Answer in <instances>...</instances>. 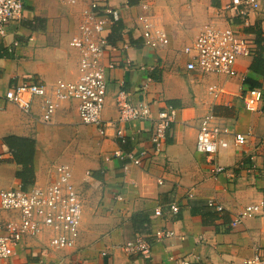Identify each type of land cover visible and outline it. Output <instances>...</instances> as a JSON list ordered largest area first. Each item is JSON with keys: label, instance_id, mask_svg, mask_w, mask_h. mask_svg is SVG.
I'll return each mask as SVG.
<instances>
[{"label": "crops", "instance_id": "1", "mask_svg": "<svg viewBox=\"0 0 264 264\" xmlns=\"http://www.w3.org/2000/svg\"><path fill=\"white\" fill-rule=\"evenodd\" d=\"M90 1L69 4L60 0H23L22 18L9 23L0 36V93L22 81L50 85L75 77L78 55L68 42L76 30L80 11ZM92 1L99 10L119 11V27L112 31L114 22L105 32L107 44L102 59L103 64L114 65L106 70L101 114L103 121L114 122L113 125L99 134L94 126L80 122L75 103L68 101L56 110L49 123L37 117L38 99L34 100L30 115L22 114L10 103L0 111V167L7 176L0 175V189L20 185L15 177L19 167L9 161L10 152L2 137L28 136L35 142L32 185H45L54 179V170L47 165L65 163L82 201L75 245L52 249L46 247V236L25 238L16 248L13 264H66L64 254L79 246L83 247V256L89 258L81 264H175L169 256H188L192 264H239L254 253L264 256V214L243 218L230 226L245 205L264 200V143L256 145L264 135V111H248L242 102L246 79L258 84L264 98V70L260 74L250 69L257 45L262 46L264 60V0L258 10L247 12L245 21L222 9L229 0ZM142 4L164 28L166 45L151 48L143 43L138 27ZM205 24H229L249 43L251 53L236 59L234 76L184 69L187 57L181 49ZM120 83L132 93L133 102L142 100L149 104L148 119L118 120L114 98ZM142 84L146 88L141 89ZM168 105L175 110V120L164 135L162 151L153 154L149 137L154 119L157 111ZM208 112L231 132L245 134L246 143L235 145L233 137L226 135V146L218 148L210 161L197 152L196 128L201 116ZM119 126L126 135L122 146L114 134ZM124 148L143 154L141 167L129 165L123 171L126 160L114 157L112 152L126 151ZM214 165L220 166L221 171H211ZM118 195L121 199H117ZM170 203L178 206L177 212L168 210ZM190 205L193 209L202 205V210H192ZM156 207L161 209L157 216L153 214ZM136 212L147 215L146 233L134 232L130 226V217ZM13 216L17 214L0 212V219ZM95 224H99V233L104 235L101 241L91 243ZM157 229L172 230L173 236L151 242L150 235ZM137 235L151 242L148 257L123 250L122 245Z\"/></svg>", "mask_w": 264, "mask_h": 264}, {"label": "built area", "instance_id": "2", "mask_svg": "<svg viewBox=\"0 0 264 264\" xmlns=\"http://www.w3.org/2000/svg\"><path fill=\"white\" fill-rule=\"evenodd\" d=\"M69 4L76 0H60ZM261 0H229L222 5V9L231 14L240 15L244 21L247 12L256 11ZM142 13L138 16L139 30L143 43L151 48L164 46L168 43L167 34L158 25L153 16L147 12V5L142 4ZM23 0H0V36L5 34L9 23L22 18ZM119 19V11L113 8L99 10L95 1L80 11L75 32L70 36L69 46L77 55L76 75L71 80H56L50 85L36 81H22L11 85L0 93V111L5 104H13L22 114L30 115L35 99H38V119L49 123L56 110L64 102H74L77 116L84 125H92L99 134H103L105 127L113 125L103 121L101 114L104 107L107 80L106 70L114 67L113 63L103 64V52L107 44L106 30ZM182 53L187 59L184 69L190 72L214 73L234 76V63L240 56H249L251 48L248 42L240 37L229 24L224 26L205 24L191 40L182 47ZM150 80L147 77V81ZM146 88L142 84L141 89ZM210 91L215 95L212 86ZM132 93L120 83L115 93V106L118 120H144L150 117V107L145 101L131 100ZM243 106L248 111H264V98L260 88L247 87L242 94ZM175 110L170 105L157 111L155 124L150 133L149 141L152 153L162 151L163 138L166 131L175 120ZM118 142L124 143L126 135L123 127L114 129ZM226 135H231L235 145L243 146L246 136L240 132H231L228 127L210 112L201 116L196 128L194 147L199 153L205 154L209 161L218 148L226 146ZM256 145L264 143V135L256 141ZM114 157L126 160L123 171L129 165L141 167L143 154L116 149ZM2 158L0 154V159ZM220 166L214 165L213 172L221 171ZM55 177L45 184H35L25 189L19 186L0 189V212L11 211L16 217L0 219V264H13L16 248L25 238L46 236L47 246L52 249L69 248L75 245L78 238L82 212V201L79 193L71 181L70 168L65 163L53 166ZM131 184H135L130 180ZM161 183V181H158ZM121 199V196H116ZM208 205H212L211 202ZM220 210V206H215ZM172 213L178 211L175 203L168 205ZM154 215H160L161 209L156 207ZM264 214V200L250 202L231 220L230 226L237 225L243 218ZM173 236L169 229H157L150 239H164ZM151 242L141 235L126 241L122 248L129 254L148 257L151 252ZM175 264H192L191 258L184 256L174 259ZM33 264H47L38 261ZM239 264H264V256L259 253L244 258Z\"/></svg>", "mask_w": 264, "mask_h": 264}, {"label": "trees", "instance_id": "3", "mask_svg": "<svg viewBox=\"0 0 264 264\" xmlns=\"http://www.w3.org/2000/svg\"><path fill=\"white\" fill-rule=\"evenodd\" d=\"M128 2H132L131 0ZM119 25L116 22V25L112 27V31H116ZM262 46L256 48V52L253 55L252 61L250 63V69L256 73H263L264 70V60L261 57ZM247 87H257L258 84L253 80H245ZM2 142L8 148L10 152L9 161L14 162L18 165V169L15 171V177L19 180L20 186L22 189L27 188L32 185L34 182V168H33V157H34V146L35 142L32 137L28 136H18L14 134H8L2 137ZM124 143H121V146ZM125 149V148H124ZM127 151V149H125ZM193 206L190 205V209L201 211L202 205L193 209ZM130 226L134 232L139 234L146 233L148 230L147 227V215L140 212L134 213L130 217Z\"/></svg>", "mask_w": 264, "mask_h": 264}, {"label": "rangeland", "instance_id": "4", "mask_svg": "<svg viewBox=\"0 0 264 264\" xmlns=\"http://www.w3.org/2000/svg\"><path fill=\"white\" fill-rule=\"evenodd\" d=\"M2 162V161H1ZM0 162V163H1ZM53 164L54 163H50L49 165H47L48 167L47 168H53ZM1 166V165H0ZM5 170H3V168L0 167V175L2 174V172H4ZM7 171V170H6ZM1 177L3 178H7V176L5 175V173H3L1 175ZM11 177V175L9 176ZM101 232L100 231V226L99 224H95L93 225V229H92V233H91V236L93 238V240H91L92 242L91 243H95V242H98V241H101L102 239V236L104 235L103 233H99ZM89 235V234H88ZM87 235V236H88ZM90 237H88V239H92ZM81 241V240H80ZM43 246L45 247L46 245L43 244ZM48 247V246H46ZM80 250H83V247L82 246H79L78 248H76L75 250L74 249H70L68 250L67 253L64 254V256L67 258V262L66 264H81L82 262H86V260H88L89 258L86 257L85 255L83 256V253L80 251ZM78 252H81V255L77 256V253ZM100 252H101V249L98 251L97 250V253H98V256H100ZM80 254V253H79ZM31 258H33L34 256L33 255H30ZM94 258V256L92 257Z\"/></svg>", "mask_w": 264, "mask_h": 264}]
</instances>
